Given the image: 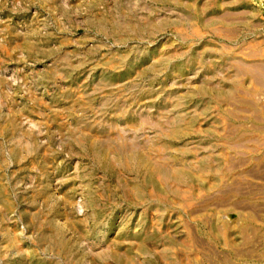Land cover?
Here are the masks:
<instances>
[{"label": "rangeland", "instance_id": "rangeland-1", "mask_svg": "<svg viewBox=\"0 0 264 264\" xmlns=\"http://www.w3.org/2000/svg\"><path fill=\"white\" fill-rule=\"evenodd\" d=\"M0 264H264V0H0Z\"/></svg>", "mask_w": 264, "mask_h": 264}]
</instances>
